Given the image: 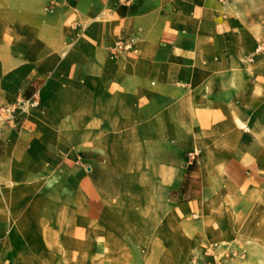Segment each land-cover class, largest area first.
Segmentation results:
<instances>
[{"label":"rangeland","instance_id":"374dc122","mask_svg":"<svg viewBox=\"0 0 264 264\" xmlns=\"http://www.w3.org/2000/svg\"><path fill=\"white\" fill-rule=\"evenodd\" d=\"M95 8L80 19L81 37L110 42L109 60L137 56L142 41L182 42L211 59L207 73L250 77L251 106L239 125L251 138L241 152L232 147L236 156L257 158L243 184L223 177L219 191L204 193L201 156H224V149L193 145L177 165L184 172L181 186L166 200L173 216L93 230L75 212L79 177L73 172H87L82 156H3L6 135L41 120L39 92L57 83L42 64H16L14 52L2 48L0 264H264V0H96Z\"/></svg>","mask_w":264,"mask_h":264},{"label":"crops","instance_id":"0c3cea01","mask_svg":"<svg viewBox=\"0 0 264 264\" xmlns=\"http://www.w3.org/2000/svg\"><path fill=\"white\" fill-rule=\"evenodd\" d=\"M95 1L0 0V49L12 50L16 64H42L57 83L39 92L41 120L6 135L3 156H82L75 212L105 232L173 216L166 200L181 186L177 165L193 145H221L225 154L201 156L202 192L219 191L223 177L243 184L257 156H236L232 146L241 152L251 138L239 125L251 78L207 73L211 59L182 42L142 41L137 56L109 60L110 42L81 37L80 19L96 14Z\"/></svg>","mask_w":264,"mask_h":264}]
</instances>
